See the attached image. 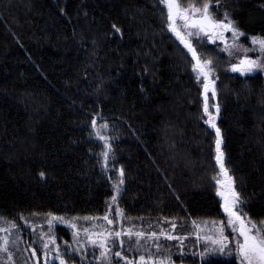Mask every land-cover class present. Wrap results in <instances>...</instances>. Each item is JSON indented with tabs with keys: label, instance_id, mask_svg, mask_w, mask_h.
Segmentation results:
<instances>
[{
	"label": "trees",
	"instance_id": "obj_1",
	"mask_svg": "<svg viewBox=\"0 0 264 264\" xmlns=\"http://www.w3.org/2000/svg\"><path fill=\"white\" fill-rule=\"evenodd\" d=\"M205 2L215 19L227 13L245 36L264 38V0H180L184 8ZM199 50L214 66L217 96L209 101L220 108L224 166L243 210L261 224L264 81L230 73L216 46ZM192 63L168 31L160 0H0V221L18 231L22 219L49 213L99 217L112 197L110 179L123 169L124 218L152 224L156 235L157 223L175 224L172 236L182 238V252L178 240L154 239L158 257L237 264L226 253L203 258V247H194V225L224 215L216 134L205 123ZM93 119L113 128L105 172L96 166L106 149Z\"/></svg>",
	"mask_w": 264,
	"mask_h": 264
},
{
	"label": "snow or ice",
	"instance_id": "obj_2",
	"mask_svg": "<svg viewBox=\"0 0 264 264\" xmlns=\"http://www.w3.org/2000/svg\"><path fill=\"white\" fill-rule=\"evenodd\" d=\"M161 4L167 11V29L169 32L173 33L180 44L187 50L190 54L192 60V71L195 73V78L198 82L203 84V113L207 117L205 121L210 127L215 129L216 132V163L220 167V172L224 177L223 182L219 179L216 180L217 183V196L221 198V208L227 217L226 223H222L217 229V234L212 237H205L213 246H218L221 252H224L228 247L229 237L225 235V229L231 228L232 237L235 240L236 253L240 258V264H264V222L257 224L248 217L247 213L243 210V197L235 189L233 178L229 175L228 170L225 168L223 163V152L221 151V130L216 127V116L211 114L209 106L208 93L211 92V98L216 99L217 91L213 87L214 80L211 79L214 66L211 60H205L197 48L196 44L193 43L194 40L203 43V37H207L209 42H214L219 39L221 43L224 44L223 51L227 52L229 56H232L238 52H243L244 55L239 59V63L231 65L232 72H239L241 75L251 73L253 71L264 70V38L253 36L251 37V44L254 46L252 49L244 47L241 43H238L241 37L245 36V33L240 31L231 20L227 13L224 14V18L215 19L210 10V4L205 2L202 7L193 3L188 8H184L180 4V0H160ZM113 28L119 32L120 29L113 25ZM231 33L232 40L231 43L225 38V33ZM259 51L260 57L252 59L248 56L250 51ZM215 111L218 114L220 108L215 105ZM107 125H103L100 128L97 127L96 119L92 120V129L95 133L97 139L104 141V148L106 151L102 153L104 167L107 170V165L110 159L111 146L107 143L105 136L101 129H106ZM44 173L41 172L40 176L43 179ZM119 180L113 184L115 194L112 196V201L117 202V198L121 193V186L124 184V170L121 169L119 173ZM50 219L49 232H51L54 222L66 223L69 228H72L73 237L76 242L79 239V233L75 231L76 224L73 222H66L62 217H57L48 214ZM123 216V213L117 208L114 215L109 212L103 216V219L107 221L109 225L115 223V217ZM75 219V218H74ZM173 228L176 227L175 224L172 225ZM5 230V229H0ZM87 233V229H85ZM123 235L131 236V232L116 231L114 228L109 231L95 232L88 235V244L92 245L94 248L98 247L100 252V259L102 264H119L120 261H124V264H133V261L127 259L125 255L122 254L120 250H115L114 241H111L110 237L120 238ZM137 237L145 235L143 232L135 233ZM152 237L156 236V233L150 234ZM167 239H182L181 237L166 236ZM199 239V237H197ZM41 239H44L43 235ZM5 241L4 245H0V251H6ZM50 245L52 246L50 248ZM123 241L121 240L120 247L123 248ZM67 246L63 250L57 244V240L54 237L49 236L47 240L43 243L45 264H48L49 252H54L51 257L53 264H68L69 260L72 259L74 252H79V248L75 249L74 252H69ZM80 247H86L85 245H80ZM38 249H33L31 251L32 257H36L38 254ZM83 256L84 254L81 253ZM116 259L113 261L112 257ZM11 259V257H9ZM149 257L146 259L144 256L139 257L140 264H148ZM152 264H166V260L152 261Z\"/></svg>",
	"mask_w": 264,
	"mask_h": 264
},
{
	"label": "rangeland",
	"instance_id": "obj_3",
	"mask_svg": "<svg viewBox=\"0 0 264 264\" xmlns=\"http://www.w3.org/2000/svg\"><path fill=\"white\" fill-rule=\"evenodd\" d=\"M224 14H222V19L224 18ZM229 18L233 20L230 16ZM221 19V20H222ZM234 21V20H233ZM235 26L241 31L239 28L238 24L236 21H234ZM172 35L176 38V36L172 33ZM251 37L253 36H243L240 38L238 43H241L244 47L252 49L254 46L251 44ZM258 37V36H256ZM225 38L231 43L232 36L231 33H225ZM243 38V41L241 39ZM177 39V38H176ZM179 41V40H178ZM193 43L196 44L197 48H204L207 46H216L218 51L226 57H228L231 60V65L239 63V59L243 57L244 53L243 52H238L232 56H229L227 52L223 51L224 49V44L220 42L219 39H216L214 42H209V39L207 37H203V43H200L199 41L194 40ZM183 46V45H182ZM248 56L252 59H256L257 57H260L259 51H250L248 53ZM264 58V57H262ZM231 65L228 67V71L232 74H235L240 77H246V76H253V75H258L262 77L264 81V70H259L257 69L256 71H253L251 73H247L245 75H241L239 72H232L231 71ZM195 74V73H194ZM212 80H214V73L212 74L211 77ZM202 83V82H201ZM203 87V84H202ZM215 87V80H214V85ZM209 99L211 98V92L208 93ZM204 98V96H203ZM209 106H210V112L211 114L216 116L215 123H217L218 120V114L215 111V107H213L210 104L209 101ZM206 120L207 117L205 116ZM205 120V121H206ZM206 123V122H205ZM206 125L213 130V132L216 134L215 129L210 127L207 123ZM98 127V126H97ZM217 127V125H216ZM99 128V127H98ZM103 132V135L105 136L107 143L111 146L112 148V133H113V128L109 125H107L106 129H101ZM95 139L97 140L98 143H100L102 146H104V141L97 139L95 136ZM222 140V139H221ZM222 144V143H221ZM214 157H216V144L214 146ZM112 155V154H111ZM97 157V162L96 166L98 168H103L105 172V167H104V162H103V157L102 154H99ZM111 157V156H110ZM113 158L109 159L107 168L110 166V161H112ZM216 161V159H215ZM218 166V165H217ZM219 169V175L215 179H219L223 182L224 177L220 172V167L218 166ZM112 181V185L110 186L111 194L112 196L115 194V190L113 188V184L116 183L119 180V176L114 175L110 179ZM217 185V183H216ZM218 188V186H217ZM217 193V190H216ZM217 196V194H216ZM119 197V196H118ZM217 198L220 201L221 205V198L217 196ZM118 200V198H117ZM120 208L118 207L117 202L112 201V197L107 201V205L105 207L104 212L102 213L101 216L99 217H90V218H63L64 221L66 222H73L76 224V229L75 231L79 233V239L78 242L74 240L73 237V229L69 228L66 223H61V222H54L53 227L51 232H49V224L48 221L50 219V216H33L29 218L22 219L20 221L21 225L23 226V229H18V231L15 230L17 227L16 223H11V222H1L0 221V229H5V230H0V245H4L5 241H7L6 244V251H0V264H15L16 259L20 264H23L21 260V256L18 255L19 250H22V253L24 254V257L27 261L28 264H45V258H44V249H43V243L45 240L49 238V236L56 238L57 244L60 246V248L63 250L67 246H71L68 250L69 252H74L75 249L79 248V252H74L73 257L71 260H69L68 264H102V261L100 259V252L101 250L98 247H93L92 245L88 244V235H91L95 232H100V231H109L112 230L113 228L116 231H121L123 230L124 232H131L132 235H123L120 238L116 237H110V244L109 246L112 247L111 241H114V247L115 250H120L125 251V256L127 257L128 260L133 261V264H140L139 257L144 256L146 259L151 257V259L148 260V264H152V261H160V260H166V264H173L172 260L170 258H160L156 255V245L152 244V241L154 239H157L162 237L163 239H167L166 236L171 235L172 236V231L173 227H170L169 229L165 230L161 227H163L167 222H159L157 223L158 227H160L159 233L155 236L152 237L150 234V226L152 224H148L147 222L143 221H129L124 218V216H119L115 217V223L113 225H109L107 221L103 219V216L106 214V212H109L114 215L116 209ZM121 211V210H120ZM122 212V211H121ZM221 212L224 215V219L220 220L218 222H211V223H206V224H201V225H194L193 227V233L192 235L194 236V247H203V252L199 254L201 257L205 258V256H213L216 257L221 254H228L230 256H234L237 264H240V258L236 253V248H235V240L231 239L233 233L231 228H226L225 229V235L229 237L228 241V247L224 252H221L219 250L218 246H213L208 240L205 239V237H212L217 234V229L221 226L222 223H226L227 217L223 212V209L221 208ZM123 213V212H122ZM253 221V220H252ZM254 222V221H253ZM256 223V222H255ZM145 225H148L147 227ZM264 226V225H262ZM85 229H87V233L85 232ZM137 232H143L145 235L141 237H137L135 233ZM43 235L44 239H41V236ZM199 237V239L197 238ZM121 240L123 241V248L120 247ZM169 241H175L178 240L179 244L177 246H180V252H182L183 245L179 239H168ZM80 245H85L86 247H80ZM52 246L50 245V248ZM128 247L130 249H128ZM33 249H38L39 252L36 257H32L31 251ZM231 249V251H230ZM228 250V252H226ZM179 252V253H180ZM81 253L84 255L82 256ZM127 253V254H126ZM54 255V252L50 251L49 252V260L48 264H53L51 257ZM124 255V254H123ZM11 257V259L9 258ZM113 261L116 259L114 256L112 257ZM58 264V262H56ZM119 264H124V261H120Z\"/></svg>",
	"mask_w": 264,
	"mask_h": 264
},
{
	"label": "bare ground",
	"instance_id": "obj_4",
	"mask_svg": "<svg viewBox=\"0 0 264 264\" xmlns=\"http://www.w3.org/2000/svg\"><path fill=\"white\" fill-rule=\"evenodd\" d=\"M203 1V0H202Z\"/></svg>",
	"mask_w": 264,
	"mask_h": 264
}]
</instances>
